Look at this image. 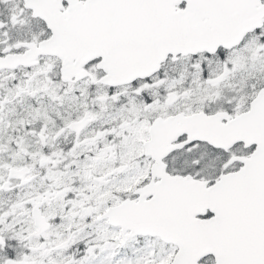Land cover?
<instances>
[{"label":"snow or ice","instance_id":"snow-or-ice-1","mask_svg":"<svg viewBox=\"0 0 264 264\" xmlns=\"http://www.w3.org/2000/svg\"><path fill=\"white\" fill-rule=\"evenodd\" d=\"M0 264H264V0H0Z\"/></svg>","mask_w":264,"mask_h":264}]
</instances>
